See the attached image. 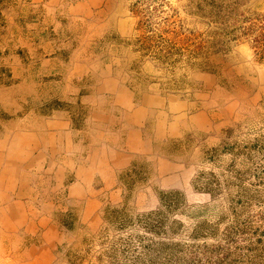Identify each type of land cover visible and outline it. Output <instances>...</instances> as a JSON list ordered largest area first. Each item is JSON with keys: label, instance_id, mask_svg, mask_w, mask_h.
<instances>
[{"label": "rangeland", "instance_id": "374dc122", "mask_svg": "<svg viewBox=\"0 0 264 264\" xmlns=\"http://www.w3.org/2000/svg\"><path fill=\"white\" fill-rule=\"evenodd\" d=\"M0 264H264V0H0Z\"/></svg>", "mask_w": 264, "mask_h": 264}]
</instances>
